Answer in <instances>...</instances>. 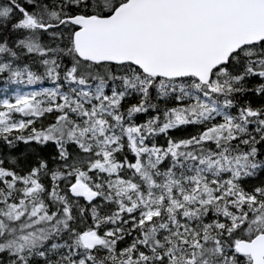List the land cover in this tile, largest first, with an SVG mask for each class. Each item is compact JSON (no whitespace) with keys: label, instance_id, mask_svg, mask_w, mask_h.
I'll return each instance as SVG.
<instances>
[{"label":"snow or ice","instance_id":"snow-or-ice-1","mask_svg":"<svg viewBox=\"0 0 264 264\" xmlns=\"http://www.w3.org/2000/svg\"><path fill=\"white\" fill-rule=\"evenodd\" d=\"M0 264H264V0H0Z\"/></svg>","mask_w":264,"mask_h":264}]
</instances>
